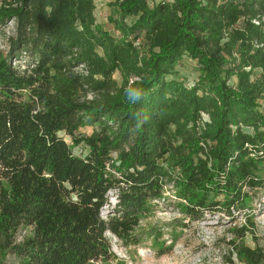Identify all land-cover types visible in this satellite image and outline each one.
<instances>
[{
	"label": "trees",
	"instance_id": "trees-1",
	"mask_svg": "<svg viewBox=\"0 0 264 264\" xmlns=\"http://www.w3.org/2000/svg\"><path fill=\"white\" fill-rule=\"evenodd\" d=\"M94 9L0 0V27L14 24L0 50V264L3 254L10 264L106 261V234L127 239L172 173L194 221L232 218L263 188L264 24L253 21L264 0H117L107 18L116 37ZM183 59L197 67L189 87ZM115 73L123 84L110 93ZM128 89L142 98L130 102ZM87 91L101 98L79 100ZM230 245L241 264H264L261 248Z\"/></svg>",
	"mask_w": 264,
	"mask_h": 264
},
{
	"label": "rangeland",
	"instance_id": "rangeland-1",
	"mask_svg": "<svg viewBox=\"0 0 264 264\" xmlns=\"http://www.w3.org/2000/svg\"><path fill=\"white\" fill-rule=\"evenodd\" d=\"M117 0H92L94 4V17L98 25L109 31L113 36L112 25L107 22L111 12V5ZM14 36V24L7 23L0 27V50H7V41ZM17 65V63H14ZM76 72H81L75 69ZM178 71L186 80L187 87L191 86L197 78L198 72L194 62L183 59ZM114 82L110 93L122 87V80L118 73L112 77ZM79 100H99L101 95L90 92H79ZM264 114V97L260 101ZM204 122L207 117L202 116ZM91 129L79 131L80 134H90ZM66 143L71 146L68 139ZM76 156H82L80 147L73 148ZM263 180V188L251 194L248 210L233 214L227 218L224 212L204 213L199 220H191L182 213V201L177 196L172 179L164 181L160 198L147 203V211L141 215L138 225L130 236L119 241L111 234H106L110 246V255L106 261L91 264H241L232 253L230 241L236 246L261 248L264 251V166L259 168ZM115 203V192L107 194V206L103 208L101 216L105 219L111 214ZM244 227L245 234L239 240L234 231ZM29 233L21 230L17 233V240ZM7 264L12 263V257L2 255Z\"/></svg>",
	"mask_w": 264,
	"mask_h": 264
},
{
	"label": "clouds",
	"instance_id": "clouds-1",
	"mask_svg": "<svg viewBox=\"0 0 264 264\" xmlns=\"http://www.w3.org/2000/svg\"><path fill=\"white\" fill-rule=\"evenodd\" d=\"M142 96H143V90L142 89H128V90H126V97L132 103L139 101L142 98Z\"/></svg>",
	"mask_w": 264,
	"mask_h": 264
},
{
	"label": "built area",
	"instance_id": "built-area-1",
	"mask_svg": "<svg viewBox=\"0 0 264 264\" xmlns=\"http://www.w3.org/2000/svg\"><path fill=\"white\" fill-rule=\"evenodd\" d=\"M255 25H259L260 23L264 24V16L261 18L260 21H253ZM264 26V25H263ZM264 28V27H263Z\"/></svg>",
	"mask_w": 264,
	"mask_h": 264
}]
</instances>
